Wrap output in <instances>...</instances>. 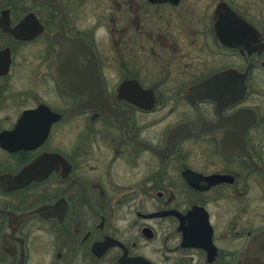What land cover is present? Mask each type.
<instances>
[{
	"label": "flooded vegetation",
	"instance_id": "af4514ba",
	"mask_svg": "<svg viewBox=\"0 0 264 264\" xmlns=\"http://www.w3.org/2000/svg\"><path fill=\"white\" fill-rule=\"evenodd\" d=\"M182 1H148L145 25V4L117 3L126 23L118 26L117 14L108 28L117 50L140 36L141 43L161 40L164 52L144 66L118 60L115 70L114 62L112 85L101 25L85 20L88 0H0V264H123V256L264 264V117L248 104L251 72L264 69V14L253 20L219 0L208 17L196 13L197 0ZM220 2L254 29L253 43L217 38L212 17ZM152 5L167 6L154 12L161 33L151 30ZM79 44L91 50L80 53ZM65 46L80 67L95 55L97 102L58 84L54 60ZM234 53L244 67L229 63ZM23 60H38L36 72H25ZM230 68L247 71L241 99L187 97V86ZM132 81L142 105L128 97L138 91ZM81 101L88 105L75 109ZM243 109L255 114L243 145L233 138L224 145L214 128L222 119L231 126ZM48 119L41 143L19 147L34 143L28 138Z\"/></svg>",
	"mask_w": 264,
	"mask_h": 264
},
{
	"label": "water",
	"instance_id": "95a60500",
	"mask_svg": "<svg viewBox=\"0 0 264 264\" xmlns=\"http://www.w3.org/2000/svg\"><path fill=\"white\" fill-rule=\"evenodd\" d=\"M152 3H162L171 2L177 3L179 0H149ZM26 21H22L20 26H23ZM212 24L214 27L215 34L217 38L227 45L236 46L242 43V41L249 40L251 42V37H255L254 29L246 23L242 18H240L236 13L228 7L225 2H220L213 13ZM232 38L231 40H226V38ZM73 43V42H72ZM255 44V43H254ZM264 46V44H263ZM80 53L91 50L90 47H82L79 44ZM248 52L254 48H248ZM74 54L71 55L70 47H61L57 52L54 60V75L60 87L64 90L72 93H76L80 97H87L93 99L97 102V99L102 96V92L99 86H93L92 83L95 82V75L97 73L95 55L93 54L92 60H87L86 65L80 67L78 65V60H74ZM247 77V71L239 72L236 69L230 68L218 72L211 77L202 80L194 85L186 87V95L190 100L197 98H213L219 101L234 103L241 99L246 91L245 80ZM129 81H125L121 84L120 88H123ZM130 83V82H129ZM133 85L136 84L137 93L133 95H128L129 99L138 105H142L141 101L145 97L141 90L138 82L132 81ZM88 105V101H81L77 104L75 109H81ZM105 111H110L107 108V100L105 98ZM48 112V111H47ZM231 122V126H227L225 119L221 120L214 129L221 130V137L223 138L224 145L231 144L229 141L231 138L235 141V145H240L244 143V135L246 129L250 124L255 121V114L253 111L248 109L239 110L231 118L228 119ZM49 119L44 125L39 127L38 134H32L28 139L34 143H25L19 147L24 148H34L36 145L42 142L44 137L47 135L49 128ZM32 170V165L26 167L24 172L27 174L28 171ZM27 177V176H26ZM36 211L40 212V209ZM29 213H25L27 216ZM123 264H148V261L143 257H128L123 256L121 258Z\"/></svg>",
	"mask_w": 264,
	"mask_h": 264
},
{
	"label": "rangeland",
	"instance_id": "374dc122",
	"mask_svg": "<svg viewBox=\"0 0 264 264\" xmlns=\"http://www.w3.org/2000/svg\"><path fill=\"white\" fill-rule=\"evenodd\" d=\"M123 1L125 0H88L87 2L88 12L86 14V19H85L86 23L89 25H92V24H97V21H99V24L101 26L98 28V34L100 36H102L103 34L105 37V40H104L105 42H104V47H103L104 57L106 60L105 63L107 65L105 72L106 74L110 75L112 85H115L116 83L117 77H116V74L113 72V67L117 63L115 67V70H116L118 66V62H120L118 60H137L138 64L134 62L137 67L139 65V60H140V64L144 66V62H145L144 60H148V58H150V60H156L159 57L161 58L164 52V45L161 40L160 41L157 40V42H153L150 40L148 41L143 40L141 43L140 39L138 38L140 37L138 36L140 33H138L137 30H135L134 28L132 30H133V33L136 36H138L136 40L137 42L135 44H131L132 47H128V48L125 46L124 47L119 46V50H117V48L112 43V38L110 39L111 35L108 32V28L111 25H113L112 18L114 17V15L116 16L117 14L120 15L118 16V19L120 21H117V25L123 26L126 24L125 21L123 23L121 20V14L123 12L121 14L116 12L118 9H123L125 7V6H122V8L118 7L117 3L119 2L123 3ZM135 1L137 3H142L143 5L144 4L146 5L147 13L143 15V18H141L142 19L141 24L145 25V22H148V20L144 18V16L148 17V1L147 0H135ZM217 1L219 0H197L198 6L195 7L196 13L202 16H205V15H207L208 17L209 15L211 16V13ZM226 1L231 3L238 11L246 13L247 17L253 18V20H258L260 15L264 14V0H226ZM185 2L187 4L189 0H184L181 3L183 4ZM166 8L167 6H163V5H152V8L150 10L152 11L153 16H155L153 19V22H151L152 24L151 30L153 31V33L162 32L161 30L162 24L160 23V21L157 20L154 12H160V11L162 12V10ZM92 9L94 10L97 9L96 11H98L99 9V12L98 13L92 12L91 11ZM122 19L124 20L125 18L122 17ZM127 19H130V18H127ZM154 21L156 22L154 23ZM143 36H145V34H143ZM150 47H153V51L150 50ZM26 51L30 52V50H26ZM226 54L229 55L228 53ZM203 56L205 55L198 53V52L196 54V57L198 58V60H207V58H203ZM220 56H223V55L216 53V58H220ZM29 57L31 58V56ZM228 60H231L229 63H232L234 65H238L242 67L245 66V62L242 61V59L237 53H234L233 56L231 55V58H229ZM33 61L38 62V60H23L25 72L33 71L36 68V65L32 63ZM128 64L132 65L130 61L128 62ZM259 68L251 72V77L249 80L250 100L248 101V104L250 103V104H255L259 106L262 111L261 117L262 115L264 117V69H259ZM35 72L36 71H33V73ZM37 75H38V72L36 73L35 76ZM155 80L156 79H154L153 81ZM57 99H58V96H57ZM79 261L80 260L76 261L73 264H78L77 262Z\"/></svg>",
	"mask_w": 264,
	"mask_h": 264
}]
</instances>
